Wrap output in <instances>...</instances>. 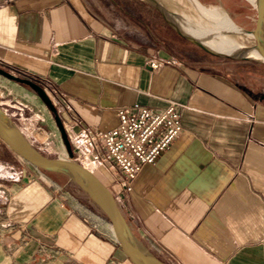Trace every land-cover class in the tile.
<instances>
[{
  "label": "crops",
  "instance_id": "crops-1",
  "mask_svg": "<svg viewBox=\"0 0 264 264\" xmlns=\"http://www.w3.org/2000/svg\"><path fill=\"white\" fill-rule=\"evenodd\" d=\"M0 64L46 90L69 135L178 103L180 134L129 191L95 174L162 263L264 264V61L203 50L146 0H0ZM43 175L25 165L9 183L0 264H131L107 220Z\"/></svg>",
  "mask_w": 264,
  "mask_h": 264
},
{
  "label": "rangeland",
  "instance_id": "rangeland-1",
  "mask_svg": "<svg viewBox=\"0 0 264 264\" xmlns=\"http://www.w3.org/2000/svg\"><path fill=\"white\" fill-rule=\"evenodd\" d=\"M146 1L148 5H150L157 12L158 16L162 18L164 23L168 27H170L165 22L160 12L152 5L150 0ZM160 1L164 4L165 8L169 12L171 20L176 25H178V27L182 28L181 26H183L184 24H188L192 27L196 26L197 28H201V26L203 25L210 26V24L204 21L201 15L198 14L196 7L195 5H193L191 0H164L166 2H164L163 0ZM197 1L203 7L209 10H216L227 15L231 19L233 24H236L235 26L237 27L248 30H252L257 27L258 33L256 34V38L248 34L239 32H232L231 34H229V36L238 43L248 45L258 44L260 48L264 49V3L262 5V18L258 22V25H256L257 3L253 4L251 0L249 1L252 4L247 2L246 0ZM194 14H196L197 16H194ZM170 29L172 28L170 27ZM174 32L177 33L176 31ZM231 57H237L239 59L244 58L238 54ZM222 58H227V56H222ZM257 60L262 61L259 59ZM0 67L20 77H23V75L17 74L8 65L0 64ZM0 106L8 114L18 130L24 135V137L32 144L34 148H36L44 155L50 157L59 156L64 158L67 153L63 141L60 137L58 128L53 119V115L48 109L47 105L42 101V99L32 88H30L28 85L9 80L0 75ZM11 157L13 156H11L8 150L4 148V146H0V231L4 230L6 227V224L4 223L3 207L9 194V183L14 180H18L21 177L22 167L25 165L27 166V163L23 160L19 159L17 160V162H14L10 160ZM32 169L34 170L33 167ZM38 171L41 174H44L43 176L45 177L46 182L50 185L51 188H58L66 185L67 187H65V189L67 188V191L71 190V192L76 193L77 195H79L80 199L83 200V202H85L93 209H96L89 202L86 195L76 186H74L70 181H68L66 177L49 173L41 169H39ZM95 172L98 173L97 170H95L93 173L95 174ZM96 211L98 212L97 214L101 216L100 212L97 209Z\"/></svg>",
  "mask_w": 264,
  "mask_h": 264
},
{
  "label": "water",
  "instance_id": "water-1",
  "mask_svg": "<svg viewBox=\"0 0 264 264\" xmlns=\"http://www.w3.org/2000/svg\"><path fill=\"white\" fill-rule=\"evenodd\" d=\"M152 5L160 12L165 22L180 36L198 45L203 50L214 54L222 55L208 49L198 39L192 37L190 34L182 31L178 25H176L170 18L169 12L165 8L164 4L160 0H150ZM256 18L257 24L262 18V5L263 0L256 1ZM232 31H238L239 33L248 34L256 38L258 33L257 27L252 30L237 27ZM232 31H225L223 34H231ZM242 48L257 53L259 58L264 61V49L260 48L258 44L248 45L241 44ZM229 56V55H226ZM244 57V56H242ZM0 75L9 80L20 82L28 85L32 88L42 101L47 105L48 109L53 115V119L58 128L60 137L63 141L67 157H50L42 154L24 137V135L18 130L13 123L12 119L0 106V141L9 149L18 159L27 163L29 168H37L49 173L61 175L67 178L74 186L81 190L89 200V202L103 214L111 227V232L115 241L125 257L131 262V264H164L158 260L154 255L149 254L142 250L135 241L122 213L119 210L114 195L109 188L88 168L80 164L73 159L72 150L67 138V134L59 118L57 110L51 101L49 95L38 83L25 78L20 77L10 71H7L0 67Z\"/></svg>",
  "mask_w": 264,
  "mask_h": 264
},
{
  "label": "built area",
  "instance_id": "built-area-1",
  "mask_svg": "<svg viewBox=\"0 0 264 264\" xmlns=\"http://www.w3.org/2000/svg\"><path fill=\"white\" fill-rule=\"evenodd\" d=\"M170 62L176 61L153 58L149 66L157 71ZM116 115V124L107 130L81 129L75 135L66 134L75 161L91 171L94 167L108 172L116 184L129 191L142 165L153 163L180 134L181 108L175 101L160 110L134 104L119 108Z\"/></svg>",
  "mask_w": 264,
  "mask_h": 264
},
{
  "label": "bare ground",
  "instance_id": "bare-ground-1",
  "mask_svg": "<svg viewBox=\"0 0 264 264\" xmlns=\"http://www.w3.org/2000/svg\"><path fill=\"white\" fill-rule=\"evenodd\" d=\"M246 1L251 3L249 0ZM251 1L253 2V4H255L257 0H251ZM191 2L193 3V5H195L198 14H200L201 17L204 19V21L210 24V26L203 25L201 26V28H197L196 26L192 27L188 24H184L183 26H181L182 31L198 39L200 42L203 43V45H205L211 51L221 53L224 55H230V56H235L238 54L246 58L262 60L261 58H259L256 52L242 48L240 45L243 43H238L234 41L229 35L223 34V32L225 31H232L235 28H237V26H235L236 24H233V22L227 15L216 10H209L205 8L197 0H191ZM195 15L196 14H194V16ZM232 32H238V31H232ZM65 157H67V154L64 156V158Z\"/></svg>",
  "mask_w": 264,
  "mask_h": 264
},
{
  "label": "trees",
  "instance_id": "trees-1",
  "mask_svg": "<svg viewBox=\"0 0 264 264\" xmlns=\"http://www.w3.org/2000/svg\"><path fill=\"white\" fill-rule=\"evenodd\" d=\"M4 145V144H3ZM5 146V145H4ZM7 149V148H6ZM8 150V149H7ZM8 152L10 153V154H12L9 150H8ZM101 214V213H100ZM101 216L103 217V218H105L106 219V217L103 215V214H101ZM107 220V219H106Z\"/></svg>",
  "mask_w": 264,
  "mask_h": 264
},
{
  "label": "flooded vegetation",
  "instance_id": "flooded-vegetation-1",
  "mask_svg": "<svg viewBox=\"0 0 264 264\" xmlns=\"http://www.w3.org/2000/svg\"><path fill=\"white\" fill-rule=\"evenodd\" d=\"M6 70V69H5ZM8 71V70H7Z\"/></svg>",
  "mask_w": 264,
  "mask_h": 264
}]
</instances>
